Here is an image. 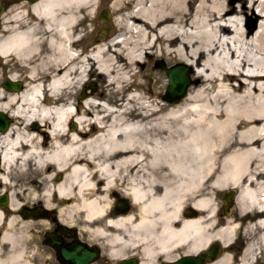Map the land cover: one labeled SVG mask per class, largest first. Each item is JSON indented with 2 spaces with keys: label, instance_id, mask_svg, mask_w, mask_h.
Returning <instances> with one entry per match:
<instances>
[{
  "label": "bare ground",
  "instance_id": "1",
  "mask_svg": "<svg viewBox=\"0 0 264 264\" xmlns=\"http://www.w3.org/2000/svg\"><path fill=\"white\" fill-rule=\"evenodd\" d=\"M101 7L115 34L96 40ZM31 14L0 28V68H10L0 76L9 118L0 191L81 222L113 252L147 232L175 259L216 243L203 264L264 262V0H41ZM83 40L97 43L84 57ZM176 64L189 83L164 99ZM3 79L24 88L8 90ZM27 170L16 184L13 172ZM226 192L236 194L228 212ZM114 196L131 209L116 212Z\"/></svg>",
  "mask_w": 264,
  "mask_h": 264
},
{
  "label": "flooded vegetation",
  "instance_id": "2",
  "mask_svg": "<svg viewBox=\"0 0 264 264\" xmlns=\"http://www.w3.org/2000/svg\"><path fill=\"white\" fill-rule=\"evenodd\" d=\"M39 1L41 0H0V28L5 21H8L9 17L12 19L10 20L11 24L15 26L29 23L33 18L31 8ZM99 9L103 10L105 7ZM17 18L18 20H16ZM96 18L99 20L97 13ZM92 45L89 44L85 48L79 45L76 54L78 56L88 54ZM4 80L6 79H3L2 84ZM13 82L18 83L21 90L24 88L25 83ZM31 127L34 128L32 125ZM7 193L6 187L0 191V199L4 198L5 200L4 204L0 203V209L4 212L1 214L2 217L0 216V264H141L143 260H145V264H167L176 260L172 257V253L163 255L154 250L156 242L153 238L154 235L147 232L141 233L140 237H129L130 239L127 235L124 241L129 243H124L122 245L124 247L126 244L124 248L121 247L120 250L117 249V252H113L105 244L104 238L82 232L80 230L81 222L67 223L59 217L56 209L44 208L40 203L32 204L27 197L15 196L13 199L14 197H9ZM113 198V209L116 212L127 213L131 209L126 198L121 196ZM12 200L20 204L11 207ZM156 229L157 227L153 226L151 231ZM141 238L143 241L140 240ZM130 241L132 242L130 243ZM242 243L243 240L240 239L237 246L239 251L243 248ZM144 245L149 247L150 251L145 252L142 247ZM153 253L155 254L153 255ZM151 255L153 256L150 257ZM257 264H264V262Z\"/></svg>",
  "mask_w": 264,
  "mask_h": 264
},
{
  "label": "water",
  "instance_id": "3",
  "mask_svg": "<svg viewBox=\"0 0 264 264\" xmlns=\"http://www.w3.org/2000/svg\"><path fill=\"white\" fill-rule=\"evenodd\" d=\"M1 10V6H0ZM99 19L106 21L108 19L107 10L103 9L99 13ZM251 28H253L254 22L249 23ZM104 30H101V33H103ZM160 68H163L162 65H160ZM188 69L182 65V64H176L172 67L166 69V77H167V84L165 86L164 90V99L172 100L174 98H177L181 96L184 93V89L186 85L189 83V80L186 76ZM3 86L8 90H19L20 86L18 83L11 82L9 80H4ZM91 89L94 88V86H90ZM81 95L79 94L78 97ZM9 123V119L0 112V132H3L7 125ZM32 126H35V124H32ZM230 197L231 192H226L222 196V200H224L225 204L223 205V209L225 210L226 207L230 205ZM0 203L4 204L5 200L4 198L0 199ZM218 245L216 243H213L209 248L196 256H183L181 258L176 259L173 262L167 263V264H203L206 260L211 259L218 253Z\"/></svg>",
  "mask_w": 264,
  "mask_h": 264
},
{
  "label": "rangeland",
  "instance_id": "4",
  "mask_svg": "<svg viewBox=\"0 0 264 264\" xmlns=\"http://www.w3.org/2000/svg\"><path fill=\"white\" fill-rule=\"evenodd\" d=\"M102 9H99L98 10V12H97V15L99 14V12L101 11ZM107 10V9H106ZM111 19H112V16L110 15V18H108L106 21H103V20H98L97 18L95 19V24H94V27H96L95 28V30H94V32H93V36L95 37V39L97 40V39H100L101 38V36H104V35H107V39L109 38H111V37H113V35L115 34L114 33V29H113V27L111 26ZM251 19L252 20H254V18H253V16L251 17ZM255 21V20H254ZM101 30H105L103 33H101ZM113 33V35H111ZM103 34V35H102ZM106 39V40H107ZM95 43V42H94ZM90 43H89V41L88 40H83V41H81V42H79V44H78V47H79V45L82 47V48H85V47H87L88 45H89ZM96 47V45H94V47H93V49L92 50H94V48ZM76 50H77V48H76ZM89 54V53H88ZM88 54H85V55H83V57L84 56H87ZM160 66V62H158V64L156 65V66H154V64H151V67H147L146 68V66L143 68V71H145V72H148L149 70H151V68H153V69H156V68H159V66ZM12 68V67H11ZM8 69H10V68H8ZM8 69H6V68H3V67H1V69H0V76H6V71L8 70ZM89 69V68H88ZM89 71V70H88ZM88 71H87V73H88ZM86 73V74H87ZM190 73V72H189ZM87 76V75H86ZM85 76V78L86 79H88L86 82H85V84H84V86H85V88L86 89H91L90 88V86H91V84L94 86V88L93 89H95V91L97 92L98 91V87H97V82L96 81H94L95 80V78H91V77H86ZM166 84H167V80H166ZM150 86V81L149 80H147L146 81V83H145V87L146 88H148ZM165 88V87H164ZM79 96V95H78ZM77 95H76V98H78V100H80L79 99V97H78ZM6 116V115H5ZM8 117V116H7ZM12 120V119H11ZM71 127V126H70ZM21 175H23L22 177H18V175L16 174V172L14 173L13 172V174H12V178H14L15 179V183L17 184H22V182H24V180H28V178H29V176H30V170H27V172L25 171L24 173H22ZM17 180V181H16ZM8 193H9V191H8ZM7 193V194H8ZM236 197V194L235 193H233V192H231V197H230V199H231V203H230V206H231V204L232 203H234V198ZM220 203H222V205H224V200H222V198H220ZM231 208L232 207H228V208H226V210H225V212H228V211H230L231 210ZM238 243H239V241L236 243L237 245H238ZM236 248H237V246H236ZM238 250V249H237ZM239 251V250H238Z\"/></svg>",
  "mask_w": 264,
  "mask_h": 264
}]
</instances>
